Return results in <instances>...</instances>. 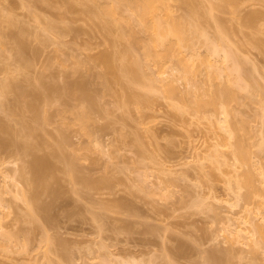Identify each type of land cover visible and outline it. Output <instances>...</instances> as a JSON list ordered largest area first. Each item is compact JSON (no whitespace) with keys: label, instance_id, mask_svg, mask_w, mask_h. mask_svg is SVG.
<instances>
[{"label":"rangeland","instance_id":"rangeland-1","mask_svg":"<svg viewBox=\"0 0 264 264\" xmlns=\"http://www.w3.org/2000/svg\"><path fill=\"white\" fill-rule=\"evenodd\" d=\"M107 1L109 0H95L94 6L84 5L87 2L74 6L71 0H0L1 18L5 16L2 22L6 19L9 21L4 23L0 21V27L2 26L3 30H0V35L5 32L2 36L7 35L6 39H8L6 40L4 36L0 37V43H6H3L5 47L1 44L5 52L2 50L4 55L0 57H3L1 61L6 65L4 64L3 68V64L0 63L4 73L0 72V80L3 79L5 72H11L12 76L19 75L17 69H24L23 64L28 62L25 63L23 60L30 59L34 66L30 68L32 69L30 72L28 71L30 76H28L30 79L26 77L30 80L28 82L33 84L35 81L42 86V90L48 86L50 89L49 84H52L55 89V92H52L54 97L50 96L48 101L52 99L54 102L58 95L59 99L61 95L65 100L62 108L59 104L57 105V101L53 105V102L40 101L49 105H45V110L44 108L41 110H48L47 113L49 112L50 116L54 113L53 117L50 118L49 113L47 115L42 111L43 117L46 118L42 121L45 130L41 123L43 131L39 135L43 138L38 136L39 132L28 136L29 132L24 134V127L20 124L25 112L21 109L23 112L18 111L21 115L16 114L17 111L13 112L11 104L9 105L11 101L15 102L11 95L15 91L8 92L9 96L0 89V105L4 107L5 115L0 117L3 120L7 119L5 122L8 126L10 124L11 128V133L5 134L7 138L4 144H6L4 145L3 142L0 144V264H215L216 262L212 263L214 260L211 255H215V261L219 260L217 264H264V245L255 246L259 240V234H254L257 229L253 231L256 223L264 224V216H258L253 226L242 224L247 219L249 210L256 211L258 206H264V151H260L261 148H259L261 141L264 140V138L261 140L264 137V115H262L261 107L263 99L260 101V96L257 97L260 101H257L260 103L258 104L255 99L251 97L249 99L244 91L237 90V101L232 102L229 107L233 115L231 116L229 112L231 117H228L225 123L229 127L228 131L231 128L234 132V128H237L234 133L238 136H241L239 132L243 134V139H246L247 145H250L249 151L253 162L250 167L253 168L256 188H258V191L253 189L258 193H253L254 196H252L246 186H242V189L235 186L238 180L243 185L244 181L241 179L247 168L236 160L232 152L231 144L237 141L230 139L227 128L224 129L226 126L222 128L221 124L224 123L220 124V120L229 115H224L219 107L197 112L195 111L197 109L192 106L197 97L195 94L200 93L202 87L206 89L208 70L203 67L204 65L197 64L198 73L187 79L181 78L184 76L181 72L183 69L176 59L168 60L162 67H157L148 61L146 63L149 65L144 64L141 61L145 66L143 71L145 70L146 81L153 85V82H158L155 78L162 80L154 84L152 92L146 86L148 82L144 84L147 90L143 85L141 88L136 85L138 83L135 84L137 87L131 88L133 92L127 89L129 75L126 71L117 70L109 73L103 55L107 53L109 55L116 50L121 51L120 48H125V44L128 43L126 48L131 49L133 54L135 51L136 58L139 57L141 60L140 57L143 58L141 48L145 42L142 44L143 41H139L141 45L135 48L134 45L139 42L134 44V40L145 41L146 36L139 32L137 36L139 39L135 36L132 42L133 30L137 29V26L129 23L130 27L124 22L127 29L124 27L123 21L126 14L120 15L124 17L119 24L122 28L112 25L108 31L105 28L104 30L99 19L93 18L92 12L95 10V4L98 5L96 9L101 11V7L107 4ZM90 2L88 0V3ZM205 2L207 6H210V1ZM173 3L175 4V2L171 4ZM220 5L221 8H219ZM220 5L218 2L215 5L218 8L215 15L219 17L221 26L229 30L231 42L228 44V47L230 45L228 50L246 58L251 67L248 68V64L244 67L249 71L252 67V71L257 70L254 71L257 74L252 75L259 80L258 85L264 86V0H234L233 5L224 3ZM175 7L178 8V6ZM177 8H174L176 14L181 16L183 13L186 14V10L183 12L181 7ZM35 16L39 17V20ZM7 22L11 25L9 26ZM203 22L202 25H204ZM51 23L54 30L50 28ZM47 26L49 29L46 28ZM128 27L132 29L129 30L130 33L132 31L131 35L127 32ZM203 27L210 31L207 33L210 35L216 24L206 22ZM119 29H123L121 32L126 41L122 39L121 42ZM35 32H39L38 35L41 37L34 35ZM48 32H53L54 36L58 35L60 38L53 37ZM136 32L134 35H137ZM42 35L45 38L48 36L49 41L46 42ZM50 35H52L51 38ZM19 41L26 44L30 42L27 47L32 48H27L28 56H24L23 60L19 58V55L17 58L14 56L16 51L13 49ZM226 48L225 51H228ZM201 50L203 52V49H199L200 52ZM232 52L229 53L232 54ZM233 55L230 59L233 57L234 62L232 60L231 62L234 64L238 62L240 65V60L236 61ZM20 59L24 63H20ZM231 62L229 63L232 65ZM20 64L22 66L18 67ZM220 66L216 67L220 69ZM5 68L7 71L4 70ZM22 72L24 74V70ZM102 74L109 76L110 80ZM24 75H27L26 71ZM100 75L105 78L104 81ZM20 76L16 78L22 79V83L24 79L26 84V78L23 76L19 78ZM38 76L45 78L46 82L50 81V83L47 82L48 86H45L47 83L41 84L43 79L39 78L38 81V78L36 79ZM151 77H154V80ZM14 78H12L13 81ZM81 78L85 79L84 81L88 80L86 82L89 87H94L93 89L90 87L92 93L95 90V92L102 91L103 88L109 90V87H104L106 80L110 81L105 84L108 86L111 84L112 91H108L106 95L107 91L103 90L101 93L105 94L104 96L97 93L101 100L95 102L96 105L91 99L77 100L71 95L67 98V93L70 94L65 87L67 80L69 84ZM145 80L139 83L143 84ZM18 82L16 85H23L21 81ZM29 83H27L28 87H31ZM214 83L211 88L210 85L207 88L211 90L217 86L221 90V87L223 89L227 86L223 71ZM34 85L35 88L36 85ZM95 85L101 88L98 89ZM172 86L177 89L175 93L168 91ZM259 86H256L259 88L257 90H264V87L262 89ZM30 87L24 89L33 90ZM211 91L205 92L209 94ZM261 94L263 95L264 91ZM69 97L73 100H69ZM67 100H69L68 103ZM6 101L9 108L5 104ZM61 101L63 100L59 102ZM14 105L16 108V103L12 106ZM80 107L88 111L87 116L90 113L89 117H92V123L88 119L90 126V123L86 125V122L84 125L85 119L82 121L84 128L89 127H87L88 131L86 128L84 130L79 120L82 118L80 114V118L77 114ZM81 110L80 113L84 111ZM28 111L24 114L26 118L23 119L24 123L29 120L27 125L29 127L25 125L27 130L31 125L30 120L35 118L34 116L31 118L34 113L32 114L30 110V114ZM19 116L22 117L21 121ZM35 122H32V125L38 126L34 124ZM36 123L40 124L39 121ZM10 128L7 129L10 130ZM19 128L21 131L16 138L15 132H18ZM17 129L18 131H15ZM21 134L28 136H23L24 142L27 138L37 147L33 151H36L35 157L39 154V156H53L52 159L55 160L53 165H57L50 176L55 175L56 183H51L53 184L51 187L56 191L55 193L59 192V196L54 203H52L53 193L51 196L45 195L46 193L42 195L43 197L41 196L42 205L50 204V209L46 212L37 211L39 215H43V220L41 216H37L36 211L33 212L40 219L32 218V211L25 200L26 196L33 191L34 185L31 184L32 186L29 187L30 185L25 183L27 178L28 182L31 181L28 165L31 163L32 155H27L28 152L24 149V152L15 149L19 146L14 148L15 141ZM11 138L15 143L11 141ZM22 139L20 140L23 142ZM20 140L18 139V143L21 142ZM262 145L264 146V142ZM233 147L235 148V145ZM74 158L76 165L75 162L71 164ZM25 163L28 165L26 166ZM66 163L69 164L70 171L72 169V172H69L71 175L66 173L68 172ZM22 167L25 179L21 178ZM84 180H90V182L93 180V183L91 182L93 185L87 186V181ZM235 187L237 192L241 191L242 199L238 198V194V197L236 196ZM29 189H31L30 193H28ZM21 191L27 192L25 198ZM248 193L251 196H247ZM45 214L49 219L51 218L50 222L46 221L48 219H45ZM233 223L243 229L241 237L228 231V226Z\"/></svg>","mask_w":264,"mask_h":264},{"label":"bare ground","instance_id":"bare-ground-1","mask_svg":"<svg viewBox=\"0 0 264 264\" xmlns=\"http://www.w3.org/2000/svg\"><path fill=\"white\" fill-rule=\"evenodd\" d=\"M94 1L95 0H91V2H90V0H89V2L91 3H88V0H71V3L75 6V5H78L79 3L80 4H84V3H86V4H84V5H90V6H94ZM110 1V0H109ZM107 1V4H105L103 7H101L102 8V10L101 11H99L98 9H96V7L98 6V5H96L95 4V10H93V18H96V19H99V21H100V25H101V27H103V29L105 28L107 31L110 29L109 27L110 26H117V27H119V28H122V25H120L119 26V24H120V22H122V19L124 18L123 17V15L124 14H126V16H128L127 18H126V16H125V21H123V23L124 22H126V25H128V26H130L131 27V25H129V23L130 24H134L135 26H137V29H135V30H133V34H132V37H133V39H131L132 40V42H133V40H134V38H135V36L137 37L140 33H143L145 36H146V40L144 41V40H138V41H135L134 40V44H135V42H139V41H143L142 42V44L144 43V45H142L143 47L141 48V49H143V58L142 57H140V59L141 60H139V57H137L136 58V55H135V49H133V51H134V54H133V52H132V50L131 49H129V48H126V45L128 44H125V48L123 47V48H120V50L121 51H118V50H116V51H114L113 53H111V54H109L108 55V53H107V55L106 54H104L103 56H104V59H103V56H102V59L103 60H105L104 62L106 63V65H107V70L109 71V73H112V72H116L117 70H121V71H126L127 73H128V75H129V80H127V81H129V82H127V85H126V88L127 89H129V90H131V92H133V90L132 89H134L135 87H137V86H135V84L136 83H138V84H136V85H138V86H140V88H141V85H143V87L145 88L146 86H147V88H148V90H150V92H152L151 90L154 88V84L155 83H158L160 80H159V78H155V80L156 79H158V82L156 81V82H153V85H151L148 81H146L147 80V77H146V80L144 79V72H145V70L143 71V68L145 69V66H143L145 63H146V61H148V62H151V63H153L155 66H157V67H162V66H164L166 63H167V61L168 60H170V59H176V61L178 62V64H180V67L183 69L181 72H183L182 73V75H184V76H182L181 78H187L188 79V77H191V76H195L197 73H198V71H199V67L197 66V64L199 65V66H203V67H205V69L206 70H208L207 72H206V79H207V81H205V83H207V85H205L206 86V89L204 88V87H202V89H204V90H200L201 92L200 93H196L195 94V97H196V100H194L193 101V105L192 106H194V109L196 108L197 110H195V111H197L198 112V110L199 111H202L203 109H210V108H215V107H219L220 108V110L222 111V113L225 115H229V112H230V115L233 113V112H231V110H230V105H231V103L232 102H235V101H237L236 100V91L237 90H241V91H244V93L245 94H247L246 96L247 97H249V99H255V101H256V103H258V102H260L262 99V104L264 105V98H262L263 96H264V94L262 95L261 93H262V91H264V90H262V91H260V90H257V89H259L258 87H256V86H261V84H259L258 85V81L259 80H256L254 77V75L255 74H257V73H255L257 70H254V71H252V68L250 69V71H249V69H246L245 67H246V64H248L249 66H248V68L249 67H251V65H250V63H248L247 61H246V58L244 59V58H242L243 56H241V54H239L238 53V55H237V53L236 52H232V50L231 51H229L230 50V45H229V47H228V44L231 42V40H230V34H229V30H227L226 28H224V26L222 25L221 26V21H220V19H219V17L217 16V15H215V13H216V9H218V8H216L217 6H215L216 4H217V2H218V4L220 5V4H222V3H224V4H227V5H233V3H234V0H222L223 2H221V0L219 1V0H207L208 2H209V4H210V6H207L208 4L205 2L206 0H204V2L202 1L201 2V0H112V1ZM215 1H216V3H215ZM24 2V1H23ZM93 2V3H92ZM109 2V3H108ZM172 2H175V6H178V8L179 7H181L180 9L183 11V12H185V10H186V14H184L183 12V15L181 16L180 14H176V12L174 11L175 9L174 8H177V7H173V4H171ZM220 2V3H219ZM204 3V4H203ZM215 3V4H214ZM93 4V5H92ZM102 4V3H101ZM177 4V5H176ZM27 6V5H26ZM98 8V7H97ZM101 8H99V9H101ZM177 8V9H178ZM219 8H221V5H220V7ZM90 9V8H89ZM184 9V10H183ZM94 11H96V12H94ZM126 12H128V13H126ZM32 13V12H31ZM175 13V14H174ZM121 14H123L122 16H120ZM128 14V15H127ZM1 15L2 14H0V21L2 22V20L3 19H5L4 17H2L1 18ZM177 15V16H176ZM180 15V16H179ZM95 16V17H94ZM36 17V16H35ZM121 17V18H120ZM34 19V18H33ZM36 19H38L39 20V17L37 18L36 17ZM41 19V18H40ZM6 21H8L7 19H6ZM6 21H4V22H6ZM42 21V20H41ZM206 21V22H208L209 24L210 23H212V22H214V24H216V27H214V29H213V33L212 34H210V35H208L207 33H208V31H207V29H204V27L203 26H205V23L204 22ZM0 22V23H1ZM4 22H2V23H4ZM9 22V21H8ZM7 22V23H8ZM128 22V23H127ZM202 22H203V24L204 25H202ZM41 23V22H40ZM50 23V22H49ZM118 23V24H117ZM123 23H121V24H123ZM9 24V23H8ZM48 24V23H47ZM46 24V25H47ZM2 25V24H1ZM11 24H9V26H10ZM45 25V26H46ZM124 25V27L126 28V26H125V23L123 24ZM48 26H49V24H48ZM46 27V28H48L49 29V27ZM2 27V26H1ZM0 27V28H1ZM12 27V26H11ZM130 27H128L129 29H128V31L127 32H129L130 33V31L129 30H132V29H130ZM8 28V27H7ZM50 28L51 29H53L54 30V27H52V23H51V26H50ZM9 29H11L10 27H9ZM38 29V28H37ZM51 29H50V31H51ZM104 29V30H105ZM124 29V28H123ZM123 29H119V31H118V34H120L119 35V38H121L120 40H121V42L123 41L122 39H125V41H126V38H125V36H124V38H123V32H121V30H123ZM127 29V28H126ZM226 29V30H225ZM0 30H2V28L0 29ZM138 30V32H136ZM207 32H206V31ZM3 31V30H2ZM39 31V30H38ZM49 31V30H48ZM125 31V32H126ZM1 32V31H0ZM40 32V31H39ZM39 32H35V34L34 35H38V33ZM43 32H44V30H43ZM47 32V31H46ZM135 32H136V34L137 35H134L135 34ZM140 32V33H139ZM210 32V31H209ZM5 33V32H4ZM4 33H1V35H0V37L2 36V34H4ZM32 33H33V31H32ZM42 33V32H41ZM40 33V34H41ZM49 33V32H48ZM131 33H132V31H131ZM131 33H130V35H131ZM139 33V34H138ZM49 34H52L53 35V32H50ZM123 34V35H122ZM32 35V34H31ZM34 35H32V36H34ZM46 35V34H45ZM52 35H50L49 37L51 38V36ZM4 36V38L6 39V36L5 35H3ZM3 36L1 37V38H3ZM14 36V35H13ZM36 36H35V39H36ZM38 36H40V35H38ZM55 36H57L56 38H60V36H58V35H55ZM54 35H53V37H55ZM127 36H129V35H127ZM41 37V36H40ZM42 37L43 38H45V36L44 35H42ZM48 36H46V42H47V40H48V38H47ZM1 38H0V42H1ZM12 38V37H11ZM14 38V37H13ZM34 38V37H33ZM39 38V37H38ZM37 38V39H38ZM55 38V39H56ZM138 39H139V37H137ZM15 39V38H14ZM42 39V38H41ZM41 39H39V40H41ZM6 40H8V39H6ZM29 40V39H28ZM43 40V39H42ZM41 40V41H42ZM51 40V39H50ZM40 41V42H41ZM49 41V40H48ZM56 41V40H55ZM28 42V41H27ZM45 42V40L43 41V43ZM4 44H6L5 42H3ZM3 43H0V55H4L3 54V52H5V49H2V48H4L5 46L3 45ZM30 43V42H29ZM29 43H27V44H29ZM130 43V42H129ZM4 46V47H2V45ZM27 44L26 43H24L23 41H19L18 43H17V45H16V48L13 46V45H15V43L12 45V47H14L15 49H13V50H15L16 52H14V56H15V58H17L18 57V55H19V58H22V60H23V58H24V56H28V53H27V51H28V47H27ZM132 44V43H131ZM141 45V42H139V43H137V44H135L134 46H135V48H138V45ZM198 44V45H197ZM30 45V44H29ZM129 45V44H128ZM200 46V47H199ZM129 47V46H128ZM226 47H228V48H226ZM225 48H226V50H228L229 52H232V54L231 53H229L228 51H225ZM11 49V48H10ZM29 49H32L31 47H29ZM198 49V50H197ZM199 49H203V52H202V50H201V52L199 51ZM2 50H4L3 52H2ZM137 50V49H136ZM38 51V50H37ZM142 51V50H141ZM199 51V52H198ZM36 53V52H35ZM138 53H139V50H138ZM137 52H136V54H138ZM27 54V55H26ZM37 54V53H36ZM233 55V56H235L236 58V61L237 60H240V65L238 64V62H235V64L234 63H232V62H234L233 61V57L230 59V57H231V55ZM237 56H236V55ZM17 55V56H16ZM32 55V54H31ZM0 57V63L1 64H3L2 65V67L4 66L5 67V63L3 62V61H1V60H3V59H1V58H3V57ZM31 58V57H30ZM26 59V58H25ZM230 59V60H229ZM241 59H242V64H241ZM21 59H20V63H22L23 61L26 63L27 61V63L24 65L23 64V66H22V64H20L18 67H24V69L23 68H18L17 70V72H19V75H15V76H12L11 75V72H5V75H4V77H3V79H1L0 80V82L2 81V83H0V89H1V91L2 92H4V93H7V94H9L8 92H10V91H15L14 93H16V94H11L12 96H13V98H14V100H15V102L13 101H11V103H9V105L11 104V110H13V112H14V110H15V113H16V111H17V113L16 114H18L19 112L18 111H20V112H25V113H27V111H28V109H29V111H28V113H30L31 111H32V116H31V118L34 116L35 118L33 119H31L30 120V123H31V125L33 124L32 122H38L39 121V123L40 124H37L36 122L34 123V124H36V125H38L39 127H41L40 125H41V123L43 124L44 122H42V121H44V120H46V118L45 117H43V113H45L46 112V114L48 115V113H47V111L48 110H46V111H44L45 110V105H47V104H45V103H41L42 101L43 102H46V101H48L51 97H54L53 96V93L55 92V89H54V87H52V84H49V85H51L50 86V89H49V86H48V83H50V81H45V78L43 79V78H41V77H36V79L38 78V81H39V78H41V80L43 79L45 82H43V80L41 81V82H39V83H41V84H45V83H47L45 86H48V87H46V89H44V90H46V91H49V90H51V91H49V92H46V91H44V90H42V86H40L38 83H35V81H33L34 83H35V85L36 84H38V85H36V87L35 88H38V89H36L35 90V88L33 87V85H34V83L33 84H30L28 81H30V80H28L27 78H29L30 76H29V72H30V70H32V69H30V68H33V66L34 65H32L33 63H31L30 62V59L28 60H23L22 61ZM216 60H217V62H216ZM231 60H232V62H231ZM144 62V64L142 63V62ZM231 62L232 63V65L229 63V62ZM246 63H245V62ZM3 62V63H2ZM23 62V63H24ZM30 62V63H29ZM220 63H222L221 64V66H222V68H221V66H220ZM229 63V64H228ZM243 63H245V65H243ZM5 64V65H4ZM31 64V65H30ZM122 64V65H121ZM143 64V65H142ZM146 64H148V63H146ZM217 64H219V65H217ZM27 65V66H26ZM149 65V64H148ZM232 67H231V66ZM242 65V66H241ZM32 66V67H31ZM216 66H220V69H218ZM234 66V67H233ZM236 66V67H235ZM245 66V67H244ZM253 66V65H252ZM1 67V66H0ZM3 67V68H4ZM83 67V66H82ZM147 67V66H146ZM240 67V68H239ZM243 67V68H242ZM3 68L0 70V72H2L3 73ZM6 68H7V66H6ZM6 68L4 69L5 71H7L6 70ZM83 68H85V66L83 67ZM246 69V71H245V69ZM9 69V68H8ZM21 69H23L24 70V74H25V71H26V76L23 74V70L20 72V70ZM27 69V70H26ZM75 70V69H74ZM86 70V69H85ZM205 70V71H206ZM235 70H236V72H235ZM244 70V71H243ZM29 71V72H28ZM77 71H78V69H77ZM77 71H76V73H77ZM108 71H104V72H108ZM221 71H223L224 72V77H225V80H226V82H227V86L225 87V88H223L222 89V87H221V90H220V87H217V86H215L216 88H217V90H215L216 88L215 87H213L211 90L209 89V88H207V87H209V85H210V88H211V86H213L212 84H215L214 82L218 79V78H220V73H221ZM248 71V72H247ZM251 71L253 72V73H251ZM103 72V73H104ZM235 72V73H234ZM8 73V74H7ZM13 73V72H12ZM89 73H91V72H89ZM109 73H105L106 75H109ZM232 73H234V74H236V76H234V77H231V76H233L234 74H232ZM258 73H259V71H258ZM4 74V73H3ZM10 74V75H9ZM20 74H23V75H21L20 76ZM72 74V73H71ZM70 74V75H71ZM99 74V73H98ZM252 74H254V75H252ZM69 75V76H70ZM82 75V74H81ZM85 75V77H86V74H84ZM88 75V74H87ZM95 75V74H94ZM103 75V74H102ZM102 75H100L101 77L100 78H103V81H104V79L107 77V80H110L109 79V76H106V75H103L104 77H102ZM6 76H8L7 78H8V80L6 79ZM10 76V77H9ZM18 76H20L19 78H22V76H23V78H26L25 79V82H26V84L24 83V79H23V83H22V79H17L16 77H18ZM29 76V77H28ZM68 76V75H67ZM15 77V78H14ZM73 76H71V78H72ZM89 77V76H88ZM256 77H257V75H256ZM12 78H14V81L12 80ZM70 78V77H69ZM78 78V77H77ZM91 78V77H90ZM128 78V77H127ZM152 78V80H154L153 78L154 77H151ZM258 78H259V76H258ZM15 79H16V81H15ZM30 79V78H29ZM35 79V80H36ZM47 79V78H46ZM149 79V78H148ZM4 80V81H3ZM48 80V79H47ZM66 80V79H65ZM72 80H74V79H72ZM80 80H82V78L80 79ZM80 80H76V82H75V80H74V83L72 82V83H69L68 84V81L69 80H67V86L65 85V87H67V90L69 91V93L70 94H68L67 92V95H66V97L67 96H70L71 95V97H73V98H76L77 100H80V99H91L92 101H94L93 103L96 105V103L95 102H98L99 101V99L101 98H99L98 96H97V93L99 94H102L103 92V90H104V92H106V95H107V93H108V91H112V89H111V84H109V86L108 85H106V84H108V83H106V82H109L110 83V81H107L106 80V82H104V87H109L110 89L109 90H105V88H103V90L102 91H99V92H95V91H93L94 93H92V90H91V88L93 89L94 87H89L87 84V82H88V80H86V81H84V80H82V81H80ZM94 80V79H93ZM145 80V82L143 83V84H140L139 82L140 81H144ZM18 81H21V83L24 85V86H27L26 88H29L28 87V84L27 83H29V85H31V87L30 88H33V90H25L26 88L23 86V85H16V84H20V82H18ZM32 81V80H31ZM80 81V82H79ZM162 81V80H161ZM160 81V82H161ZM13 82L15 83V84H13ZM18 82V83H17ZM36 82H37V80H36ZM96 82H97V80H96ZM147 82H148V85H146L147 84ZM51 83H52V81H51ZM106 83V84H105ZM256 83V84H255ZM43 84V85H44ZM65 84V83H64ZM98 84V83H97ZM101 84H103V82L101 83ZM132 84V85H131ZM140 84V85H139ZM146 86H145V85ZM255 84V85H254ZM34 85V86H35ZM19 88H18V87ZM37 86H40L41 87V89H39L40 87H37ZM44 86V87H45ZM98 86V85H97ZM99 86H101V85H99ZM132 86V87H131ZM135 86V87H134ZM153 86V87H152ZM157 86V85H156ZM259 86V87H260ZM17 87V88H16ZM21 87H23V88H21ZM90 88V90H89V88ZM95 87H96V85H95ZM134 87V88H133ZM143 87H142V89H143ZM262 87H264L263 85L261 86V88ZM25 88V89H24ZM51 88H53V89H51ZM62 88V87H61ZM96 88H98V87H96ZM101 88V87H100ZM100 88H98V89H100ZM132 88V89H131ZM147 88H145L146 90H147ZM215 88V89H214ZM64 89V88H63ZM145 89H143L144 91H145ZM155 89H156V87H155ZM215 91H214V90ZM263 89V88H262ZM175 90H177L176 89V87H174V86H172V87H170L169 89H168V91L171 93H175ZM91 91V92H90ZM98 91V90H97ZM206 91H211L209 94L207 93L206 94V92H205V94H204V92ZM218 93H217V92ZM51 92V93H50ZM53 92V93H52ZM102 92V93H101ZM147 92V91H146ZM154 92H155V90H154ZM214 92L216 93V94H214ZM12 93V92H11ZM96 93V94H95ZM203 93V94H202ZM52 94V95H51ZM58 94H59V92H58ZM48 95V96H47ZM103 95V94H102ZM105 95V94H104ZM103 95V96H104ZM204 95V96H203ZM219 95V96H218ZM8 95H6V97H7ZM9 96H10V94H9ZM51 96V97H50ZM59 96V95H58ZM58 96H56L55 98H57L59 101L60 100H63V101H61V102H63L62 104H60L61 102H59L57 99H55L54 100V102H53V100L51 99V101H48V103L49 102H53L52 103V105L55 103H57V105L59 104L60 105V107L62 106L63 107V104L65 103V100H64V96H61L60 95V99H59V97ZM200 96H203L202 98L200 97ZM255 96H256V98H255ZM260 96V97H259ZM5 97V96H4ZM15 97H17V98H15ZM63 97V98H62ZM251 97V98H250ZM257 97H259V98H261L260 99V101L258 100V98ZM8 98V97H7ZM49 98V99H48ZM68 98V97H67ZM73 98H70L69 97V100L71 99V100H73ZM97 98H98V100H97ZM103 98V97H102ZM197 98L199 99V100H197ZM6 100V99H5ZM13 100V99H12ZM17 100V101H16ZM69 100H67V103H68V101ZM75 100V99H74ZM101 100V99H100ZM9 101V100H8ZM41 101V102H40ZM57 101V102H56ZM258 101V102H257ZM80 103H81V101H79ZM100 102V101H99ZM13 103L15 104L16 103V108H15V105H14V107L12 106L13 105ZM38 103H41V104H38ZM5 104H7V107H8V103H7V101H6V103ZM42 104H44V105H42ZM258 104H260V103H258ZM261 104V107H262V115H264L263 113H264V110H263V108H264V106ZM42 105V106H41ZM51 105V104H50ZM3 106V105H2ZM18 106V107H17ZM19 106H20V108H19ZM47 106H49V105H47ZM55 106V105H54ZM69 106V105H68ZM67 106V107H68ZM81 106V105H80ZM90 106H91V104H90ZM10 107V106H9ZM8 107V108H9ZM22 107H24V108H22ZM59 107V106H58ZM61 107V108H62ZM0 108L3 110V108L1 107V105H0ZM14 108V109H13ZM44 108V110H41V109H43ZM66 108V107H65ZM64 108V109H65ZM76 108V107H75ZM75 108H74V110H75ZM81 109H82V107H80ZM79 108V110H78V116H79V114L81 115V117L82 118H80V116H79V120L81 121V125H82V127H83V122H84V125H85V122H86V125H87V123H88V119L89 120H91V123H92V117L90 118L89 117V115H90V113H89V115L87 116V114H88V111L87 110H84V109H82V110H84V111H82L81 109ZM83 108H85V107H83ZM0 109V112L2 113H0V116H2V117H5V115H4V110L2 111ZM17 109V110H16ZM21 109L23 110V111H21ZM93 109V108H92ZM228 109L230 110V111H228ZM9 110V109H8ZM11 110H9V111H11ZM27 110V111H26ZM31 110V111H30ZM59 110V109H58ZM80 110L82 111L81 113H80ZM42 111H44L43 113H42ZM56 111V110H55ZM94 111H95V109H94ZM204 111V110H203ZM74 112H76V111H74ZM97 112V111H96ZM9 113V112H8ZM15 113H13V115L15 114ZM24 113V114H25ZM61 113V112H60ZM12 114V113H11ZM15 114V115H16ZM23 114V113H22ZM23 114V115H24ZM31 114V113H30ZM54 114V113H53ZM52 113H51V116H50V113H49V115L48 116H50V118L51 117H53L52 115H53ZM95 114V113H94ZM4 115V116H3ZM19 115H21L20 113H19ZM22 115V117H23V119L24 118H26L25 117V115L23 116ZM84 117H83V116ZM87 117H86V116ZM224 116L222 119H223V121H222V119L220 120L221 122H220V124L221 123H224V124H221V126H223L222 128H224L225 126V128L224 129H226L227 128V132L229 133V138L230 139H234L235 140V142L237 141V143H233V144H231V145H235V148L232 146V148H233V154L235 155V158H236V160L238 161V162H241L247 169H246V171H245V173H244V176H243V179H241L242 181H244L243 182V185H241L242 184V182L241 183H239L240 182V180H238V181H236L235 183L237 184H235V186H239V187H237L238 189H242L243 187L242 186H246L247 187V190H248V192L252 195V196H254L253 195V193L254 194H257L255 191H258V188H256L257 187V183H256V177H255V174H253L254 173V171H252L253 170V168L252 167H250V166H252V164H253V162H252V160H251V152L249 151V147H250V145H247L248 143H247V141H245L246 139H243L244 137H243V134H241L240 132H239V134L241 135V136H238V135H236V133H234L235 132V129H237V128H234V132L232 131V129L230 128V130H231V132H230V130L228 131V129H229V127H228V125H225V123H227V118L229 117H231V116ZM46 116V115H45ZM77 116V117H78ZM91 116V115H90ZM92 116H94L93 114H92ZM2 117H0V144L3 142V144H4V142L6 141L5 139L7 138V137H5L7 134L6 133H8V135L11 133L10 131H11V128H10V124H9V126L6 124V120L7 119H5L4 118V120H3V118ZM14 117V116H13ZM21 116H19V121H21V119H22V117L20 118ZM87 119H86V118ZM226 117V118H225ZM263 117V116H262ZM228 118V119H229ZM264 118V117H263ZM22 119V123H20V124H22V127H24V130H25V132H24V134L25 133H27V132H29V134H28V136H33V135H35V134H37L38 132V136H41V135H39L40 133H42V131H43V129H42V127L41 128H39L38 126H35V125H30V128H28L29 130H27V128H25V125H26V127H29V126H27L28 124H29V120L28 121H25L26 123H24V120ZM36 119V120H35ZM86 120V121H83V120ZM33 120V121H32ZM35 120V121H34ZM51 120V119H50ZM6 121V122H5ZM83 121V122H82ZM5 122V123H4ZM94 122H95V120H94ZM89 123H90V121H89ZM88 123V124H89ZM91 123L89 124V126L91 125ZM23 124H24V126H23ZM7 125V126H6ZM47 125V124H46ZM21 126V125H20ZM43 128H44V130H45V125L43 124ZM95 126V125H94ZM10 128V130L9 129H7V128ZM36 127V128H35ZM81 127V126H80ZM88 126H86L85 128H86V131H88L87 129L89 128H87ZM21 128V127H20ZM20 128H19V131H18V129L17 130H15V131H18V132H15V137L17 138V135H19L20 133ZM40 129V131H39V129ZM84 128V127H83ZM82 128V129H83ZM85 128H84V130H85ZM104 128V127H103ZM233 128V127H232ZM9 130V131H8ZM94 130V129H93ZM96 130V129H95ZM100 130V129H99ZM238 131V130H237ZM236 131V132H237ZM10 132V133H9ZM45 132V131H44ZM85 132V131H84ZM17 133V134H16ZM23 133V132H22ZM86 133V132H85ZM96 133V132H95ZM6 134V135H5ZM24 134H21L19 137H21V138H23L22 140H23V142L20 140L21 138H19L18 137V139L21 141H19L20 143H18V139H17V141H13V139L11 140L12 142H14L15 143V145H14V148L15 147H17V146H19L18 148H15V149H19V151H22V152H24L25 150L28 152V154L27 155H32V160H30V162H28V164L30 163V165H28V169H29V171H28V173L29 174H31V176H30V179H31V181L30 182H28L27 180H28V178L27 179H25L26 177L24 176V168H26V167H22L23 169V171H22V174H23V176H21V178H24L25 180H26V184L27 185H30L29 187H31L32 185L31 184H33L34 185V189H33V191L31 192V189H29L30 191H28V193H30L31 192V194L29 195H27L26 196V198H25V194H27V192L26 191H21L23 194V196H24V198H25V200H27V204L30 206L29 208L31 209V211H32V218H38L37 216H41V214L39 215V213H41V211H43V212H46L48 209H50V204L49 205H42L41 203L42 202H40V201H42V200H40L43 196L42 195H44L45 193V195H50L51 196V193H53L52 194V200H53V202H52V200H51V202L52 203H54V201H56L55 199H57V197L59 196V192H57V193H55L56 191L53 189L52 190V185L54 184V183H56V178L54 177L55 175H51L50 176V174H51V172H52V174H53V171H54V169L53 168H55V166H57V165H53L54 163V161L55 160H53L52 159V157H50V156H34V155H37V154H34V153H36V151L35 152H33L34 151V149H36L37 147L35 146V145H32L31 144V142L30 141H28V139L26 138V142H24L25 140H24V137L23 136H27V134L26 135H24ZM44 134V133H43ZM92 134V133H91ZM27 136V137H28ZM15 137H14V139H15ZM42 138H43V136H41ZM263 138L264 137H262V139L261 140H263ZM63 139V138H62ZM91 139H92V136H91ZM8 140V139H7ZM96 142H98L97 140H96ZM263 142H264V140H263ZM263 142L261 141V143H260V147L259 148H261L260 149V151H264L263 150V148H264V146L262 145L263 144ZM18 143V144H17ZM99 143V142H98ZM6 144V143H5ZM4 144V145H5ZM262 145V146H261ZM3 146V145H2ZM94 146H96L95 144H94ZM22 148V149H21ZM23 149H24V151H23ZM39 150V149H38ZM16 151V150H15ZM25 151V152H26ZM32 152V153H31ZM39 152V151H38ZM264 153V152H263ZM26 154V153H25ZM45 154V153H44ZM52 154V153H51ZM51 154H49V155H51ZM54 154H55V152H54ZM58 153L56 152V155H57ZM48 155V154H47ZM55 155V156H56ZM54 156V158L56 159V157ZM60 157V156H59ZM50 158V159H49ZM58 158V157H57ZM53 161H52V160ZM61 159V158H60ZM52 162H51V161ZM65 160V159H64ZM72 160V159H71ZM76 161V159L74 158V161H72L71 162V164H73V162H75ZM61 162H64V161H62L61 160ZM66 162H67V160H66ZM252 163V164H251ZM25 165H26V163H25ZM26 165V166H27ZM66 165L68 166L69 164H67L66 163ZM75 165H76V162H75ZM66 166V167H67ZM72 166V165H71ZM68 169V172L66 171V170H64V171H66V173H71L72 172V169H71V171H70V166H68L67 167ZM252 168V169H251ZM28 169H26V171L28 170ZM53 169V170H52ZM52 170V171H51ZM30 171H31V173H30ZM65 173V174H66ZM69 173V174H70ZM21 174V175H22ZM28 174V175H29ZM71 175V174H70ZM72 175H73V173H72ZM53 177V178H52ZM70 177V176H69ZM75 178V177H74ZM255 178V179H254ZM51 179H53V180H51ZM73 179V178H72ZM84 181H87V186L88 185H93L91 182H90V180L88 181V180H84ZM29 184H28V183ZM74 183H75V181H73ZM51 183H53V184H51ZM86 184V183H85ZM234 188V187H233ZM249 189L251 190V191H249ZM255 191H254V190ZM252 190H253V192H252ZM75 191H76V189H75ZM234 191H236L237 192V190H236V187H235V189H234ZM239 191V190H238ZM235 192V193H236ZM252 192V193H251ZM240 193H241V191H240ZM239 192H237L236 193V196H237V194H238V198H241V194H240ZM247 194V196L249 195V196H251L250 194ZM21 194V193H20ZM42 196V197H41ZM245 196V195H244ZM237 197H236V200H237ZM247 198V197H246ZM245 198V199H246ZM242 199V198H241ZM244 199V198H243ZM50 202V201H49ZM236 202H239V201H236ZM45 203V202H44ZM51 203V204H52ZM47 204H48V202H47ZM27 205V206H28ZM45 206V207H44ZM52 206V205H51ZM262 205H260V206H258L257 208V210L256 211H253V210H249L248 211V217H247V219L245 220V221H243L242 222V224H250V225H252L253 226V224H255L256 222H255V219L258 217V216H261V215H263L264 216V209H262V207L264 208V206H262ZM47 207V208H46ZM53 207V206H52ZM51 207V208H52ZM261 207V208H260ZM46 208V209H45ZM45 209V210H44ZM40 210V211H39ZM36 211V213H38L37 211H39V213H38V215L36 216L35 214L36 213H34V212ZM48 213V212H47ZM31 214V213H30ZM42 214H44V213H42ZM35 215V216H34ZM43 216V215H42ZM42 216H41V218H42ZM48 215L47 214H45V219H48V220H46V221H49L50 219L47 217ZM262 216V217H263ZM44 218V217H43ZM43 218H42V220H43ZM38 219H40V217L38 218ZM262 220H263V218H262ZM45 221V222H46ZM264 221V220H263ZM50 222V221H49ZM255 222V223H254ZM256 225L258 226V227H256ZM236 223H233V224H230V226H228V228H229V232H231V234H233V235H235V236H237V237H241V233H242V231H243V229L242 228H240V226L239 225H237L236 227ZM262 226H264V224H261V225H258L257 223L253 226V228H255L253 231L255 232V230H256V232L254 233V234H256L257 233V235L259 236L258 238H259V240H258V238H257V243L255 244V246H259L260 247V245H264V227H262ZM262 227V228H261ZM49 240H51L50 238H49ZM57 241V240H56ZM256 242V241H255ZM254 242V243H255ZM211 254H214V253H211ZM210 254V255H211ZM208 258H214L215 257V255L213 256V255H211L212 257H210V256H208V255H206ZM212 258V260H214V261H212V263H215V264H217V262H219V260L218 261H215L216 259L214 258L213 259Z\"/></svg>","mask_w":264,"mask_h":264}]
</instances>
